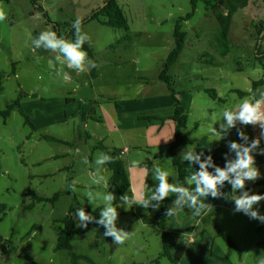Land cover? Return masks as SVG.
I'll return each instance as SVG.
<instances>
[{
  "label": "rangeland",
  "instance_id": "rangeland-1",
  "mask_svg": "<svg viewBox=\"0 0 264 264\" xmlns=\"http://www.w3.org/2000/svg\"><path fill=\"white\" fill-rule=\"evenodd\" d=\"M217 2L197 0L193 15L181 22L185 43L166 72L169 85L159 75L174 47L176 21L191 12V0H117L128 31L90 20L105 0L0 1V9L7 15L0 22V112L17 100L20 105L6 118L0 116V207H5L0 208V264H172L161 254L154 217L145 213L135 218L127 212L131 207L126 209L122 202L113 204L118 212L116 226L133 233L123 246H116L104 233L98 236L99 225L94 222L71 236L72 250H55V245L70 205L103 206L100 200L90 204L86 198L89 174L95 171L97 153L102 152L98 143L145 155L126 143L131 137H135L134 143L146 141L145 127L135 131L129 126L133 115H167L173 104L172 89L186 107L189 134H210L214 126L200 124L202 115L208 114L218 125L214 128L221 131L222 111L245 98L234 90L252 94V81L262 78L255 55L259 46L264 50V37L260 39L257 33L259 24L264 25V0H250L233 15L225 52L219 23L212 14ZM77 19L90 38L86 44L92 55L88 58L97 65L91 69V78L57 63L55 53L31 47V41L43 31L56 27L61 36L67 35ZM61 68L72 77L70 82L57 75ZM206 88H218L220 100L214 103L204 92ZM98 103H107L106 109L116 113L105 119L111 129L83 115L93 107L90 114L99 120ZM115 103L121 105L118 112ZM24 116L31 125L25 124ZM238 129L247 136L261 132L258 125H239L222 133V139H214L228 146L236 142ZM121 158L126 162V156ZM161 158L171 161L168 151ZM259 173L262 178L264 169ZM102 174L108 182L111 171L104 166ZM73 181H78L74 193ZM107 184L92 185V190L107 193ZM28 191L43 198L54 193L59 196L54 203L44 201L27 209L31 202ZM142 210L147 211L139 206ZM71 217L76 225L75 213ZM213 220L240 253L221 237H215L216 244L235 262L241 255L243 264H258L264 256V223L237 212H219ZM209 228L214 230L212 225Z\"/></svg>",
  "mask_w": 264,
  "mask_h": 264
},
{
  "label": "clouds",
  "instance_id": "clouds-1",
  "mask_svg": "<svg viewBox=\"0 0 264 264\" xmlns=\"http://www.w3.org/2000/svg\"><path fill=\"white\" fill-rule=\"evenodd\" d=\"M7 15L4 10L0 9V22H4ZM74 40L69 41L63 37H58L54 31H43L37 38L31 41L33 51L43 48L46 51L55 53V60L62 66H66L77 73H84L97 67L95 62L88 58V54L82 50L83 45L90 39L86 33L82 32L80 19L73 22ZM51 63V61H50ZM57 75H62L65 82H70L72 77L68 72H64L63 68L57 70ZM43 79V77H38ZM47 91V89H45ZM259 97L244 98L233 109L225 107L222 111L223 123H220V130L217 131L214 127L210 128L213 136L219 140L223 138V134H227L231 129L236 128L237 124L243 126H259L261 129L260 137L251 140L244 131L238 129L237 134L243 143L229 142V153H234L235 158L230 159L229 154H225V166L223 168L216 166L211 155L204 157L203 152L199 154L193 149L183 151L181 159L189 162V164L199 165V171H195L192 175L185 178L187 185H195L194 190L188 187L169 183V172L161 168L159 165L152 166V178L157 181V186L150 189V195L143 191V181L139 190L132 192V196L124 194L120 197L121 206L126 209L133 205H139L144 209L152 208L154 211L159 210L161 202L169 197L170 194L175 195L172 201V206L166 209L165 215L171 218L182 211L185 207L191 208L194 217H202L211 211V205L204 203L207 197L220 198L223 194L220 189L225 182L231 185L232 194L240 193L239 195H232L231 199L234 202L237 213H243L250 219L258 220L264 223V215H260L258 210H254V205L260 201H264V195L250 194L245 190L246 181L255 182L260 178L259 170L255 167V159L253 153L264 155V149L260 148V141L264 139V90H258ZM113 157L110 155L98 152L94 161L95 171L89 174L91 184L88 186L86 198L90 204L94 200L103 202V208L99 214V219L92 215L86 214L84 208H79L75 212L78 223L77 228H87L89 223H96L103 226L106 231L105 237H111L116 246H123L133 235L132 232H126L123 229H118L116 221L118 219L117 207L113 206L116 197L110 193H101L93 191L92 185L101 186L106 184V178L102 174L104 166L113 162ZM83 163L87 164L85 159ZM130 169L139 167V161L132 160L129 163ZM214 169L210 172L209 169ZM146 175V170H145ZM78 181H73L71 191H77L75 185ZM187 235V234H185ZM258 264H264V256L259 259Z\"/></svg>",
  "mask_w": 264,
  "mask_h": 264
},
{
  "label": "trees",
  "instance_id": "trees-1",
  "mask_svg": "<svg viewBox=\"0 0 264 264\" xmlns=\"http://www.w3.org/2000/svg\"><path fill=\"white\" fill-rule=\"evenodd\" d=\"M0 1H8V0H0ZM249 1L250 0H218V2L214 5L212 9V14L215 16L220 26L219 40L221 42L222 47H224L228 39L233 15L238 11L245 9L248 6ZM33 2L35 3V0H33ZM196 2L197 0H191V7H192L191 12L187 13L183 17H179L174 26V30H173L174 47L167 55L166 61L163 65L162 72L159 75V77L163 80H166L168 84L170 83V78L167 76L166 72L179 57L185 43V33L181 31V22L183 20L189 19L193 15L194 10L196 8ZM90 20H97L101 24L114 28H121L127 31L129 28L126 18L120 6L117 3V0H105L104 5L99 10H97L92 14ZM259 25L260 27L257 29V33L258 35H260V39H262L264 37V25L262 23H260ZM54 31L56 32L58 37H63L67 40H69V38L71 37V40L72 41L74 40V29L72 27L70 28L69 33L64 36L63 35L61 36L59 34V32L56 30V27L54 28ZM224 49L225 52L226 48L224 47ZM82 50H84L88 54V56L91 57L92 51L87 46L86 43L83 45ZM255 60L261 68L262 78L252 82V90H255L258 86L264 84V50H261L260 46L256 51ZM170 91H171V97L174 102L173 113L169 117L161 118V120L170 119L175 124L174 140L169 144L168 152L171 156L172 166L175 169V180L177 182V185L188 187V185L185 182V178L188 176L187 170L177 155V151L179 149H183L191 145L203 147L208 154L219 158L220 167L222 168L225 166L226 163L224 158L225 154H229L230 159H234L235 156L232 153H229V151L223 148L222 146L213 145L209 143L206 137H202V138L189 137L185 132V129L187 127V120H188L187 111L182 105L178 97V94L172 89ZM206 92L211 96L213 95V93H210L209 89H207ZM236 93L241 96L249 94L247 92L238 91V90H236ZM19 106L20 105L17 100L13 104L9 105L4 111H1L0 116L6 118L7 116H9L10 111L12 109ZM145 118L153 119L155 117L146 116ZM24 122L25 124L31 125L30 120L27 116H24ZM47 138L54 139L51 137H47ZM251 140L253 139H249V142H251ZM262 141H264V139H261L260 142ZM96 147L100 149L103 153H106L114 158L113 162L106 164L105 166L111 171V175L108 179V189L109 192L116 197L113 204H118L120 202V197L124 195L129 189V179L125 171L123 161L120 157L121 149L108 148L102 145V143H98ZM257 185H262V190L260 191V195H264V180L257 183ZM27 193L31 198V202L25 206L27 209L32 208L36 203H40L44 201L54 203L59 196V193H54L53 196L50 198H43L37 196L32 191H28ZM174 199H175V195L170 194L168 198H166L163 202H161V206L159 210H157L154 214V221L161 237V242H162L161 254L166 258H168L172 264H178L184 254L188 239L183 235L171 233L168 231V226H167L168 217L165 215V212L168 207L172 206V201ZM0 208L5 209L4 206ZM79 208H84L86 214L92 215L93 217H96V219H99L100 218L99 214L103 206H98L96 208H87V207H77L74 206L73 204L70 205L68 209V213L63 219H61L64 225H63V229L57 236L55 250H63V249L72 250V245L70 242L71 236L74 234H80V231L76 227L71 217V214L75 213ZM184 210L188 211L189 209L188 207H185ZM197 218L201 219L204 224H211L214 227L215 234L217 237L223 238L228 243L229 246L235 247V244L231 240V238L228 235L222 233L218 227L213 225L210 216H202ZM105 231L106 229L103 226L99 225L97 235L99 236ZM109 239L113 241L111 237H109Z\"/></svg>",
  "mask_w": 264,
  "mask_h": 264
},
{
  "label": "crops",
  "instance_id": "crops-1",
  "mask_svg": "<svg viewBox=\"0 0 264 264\" xmlns=\"http://www.w3.org/2000/svg\"><path fill=\"white\" fill-rule=\"evenodd\" d=\"M248 21L251 22L252 20H248ZM90 72L86 71L84 73L86 75H89L91 78L94 75L92 72L90 74ZM208 89L210 93H213L212 96L206 92L207 88L204 90V92L207 93V95L213 100L214 103L218 102V100H220L221 98V93L218 90V88H208ZM231 90L232 89H230V91ZM258 90H264V84L261 86H258L255 90H252L253 91L252 94L249 93L244 96H241V95L239 96L250 98V97H253V95H255L256 98H258L259 97ZM234 91L236 92V90ZM106 104L107 103H98V105H96L99 110V117H100L99 120L93 119V114H90L91 113L90 110L93 107L89 108L90 110L89 109L85 110V112H83V115L87 116V118L92 120L91 122H97V123L100 122L104 124L105 126H107L108 129H111L109 126V123H106L105 119L108 118V115H111V112L113 114H116V113L113 112V109L111 107H110L111 108L110 110L106 109L105 107ZM182 105L184 106L183 103ZM115 108H116L115 110L118 112L121 110V105L118 103H115ZM173 109H174V102L172 104L170 111L167 113V115L162 114L161 112H157V114H149V115H145V114L137 115L136 114V115H133L132 118L129 120V124H130L129 126L134 128L135 131L137 129L142 130L144 127L146 128V132H145L146 141L140 142V143L138 142L134 143L133 139L135 137H131L128 140H126V143L131 145L132 146L131 148H134L136 152H143L145 154L143 157L141 155H135L134 151H131L127 147L120 148L122 149L121 155L126 156V162L122 158L121 159L123 161L125 171L127 173V177L129 179V189L127 190L126 194L129 193L130 197L132 196L133 191L140 189L141 181H143V191L148 195L151 194L150 189H153L157 186L158 182L153 180L152 173H151L153 165H159L161 168L168 171L169 172V183L177 184L175 180V172L172 171L171 161L169 160L168 163H166L161 158V154H163L165 151H168L169 144L174 140V129H175V124L172 120L171 121L167 119L161 120V118H166V117L171 116L173 113ZM210 109H213V108H210ZM230 109H233V108H230ZM146 116H153L155 118L147 119L145 118ZM207 116L208 114L202 115V120L200 121V124L208 125V126L211 125V126L217 127L218 125L214 123L215 121L212 120L211 118H208ZM85 125H87V123H85ZM116 125H120V122L116 121ZM239 125L240 124L238 123L237 126ZM185 132L191 138L206 137L209 143L213 145H220L229 151L228 146L221 144L219 142H216L211 132L210 134H194V135L189 134L188 129H185ZM248 137L249 139H256L260 137V134L256 136L250 135ZM235 139L237 143H243V141L240 140L238 134H236ZM260 148L264 149V141L260 142ZM189 149H193L198 154L200 152H203L204 156H202V160L204 159V157L210 155L205 151L203 147H199L195 145H191L186 148L179 149L177 151V155L180 158L184 167L186 168L188 176L192 175L195 171H199V165L197 164L190 165L189 162L181 159V153ZM232 154L234 155V153ZM253 155L255 159V167L259 170V172L260 171L262 172L264 169V155H259L257 153H253ZM211 156L213 158L214 164L220 167L219 158L213 155ZM132 160L139 161L138 168L130 169L129 163ZM145 170H146V175H145ZM209 171L213 172L214 169L210 168ZM262 180H264V176L262 178L257 179L255 182L246 181L245 190L249 191L250 194L260 195V191L262 190V185H257V183H259ZM194 187L195 185H188V188L190 190H194ZM220 191L223 194L220 198L214 199L211 196H209L206 198V200H204V203H208L211 205L212 210L209 211L206 215H202V216H210L213 224H214L213 218L216 217L219 212H226V214L228 215L231 212H235L234 211L235 205L231 197L232 195L240 194V193L232 194L231 185L228 184L227 182H225L224 186L220 189ZM226 193H228V198H227ZM263 208H264V201H260L257 205H254V210L259 209L260 215H264ZM131 209L132 210H128L127 212H129L135 218L138 217V215L145 214V213H148L149 215L154 217V214L157 211V210L154 211L152 208H148L147 211L142 210V212H140L138 205H133ZM188 209H189L188 211H185L184 209L182 211H178L175 216L168 218V222H167L168 231L183 235L187 237L188 239L184 254L181 260L179 261V264H187V263L189 264H243L241 255L238 261L235 262V260L231 258L227 250H224L219 244H216V238H215L216 235H214V230L209 228L211 224H204L201 219L194 217L192 215L193 210L191 208H188ZM234 229L242 231L239 225H234ZM237 247L238 246L236 244H235V247L230 246V248H234L238 251V253H240V250H238ZM251 248L252 246L249 247V249Z\"/></svg>",
  "mask_w": 264,
  "mask_h": 264
}]
</instances>
